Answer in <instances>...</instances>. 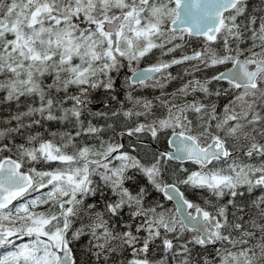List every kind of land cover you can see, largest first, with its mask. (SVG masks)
Segmentation results:
<instances>
[{"label":"snow or ice","instance_id":"snow-or-ice-1","mask_svg":"<svg viewBox=\"0 0 264 264\" xmlns=\"http://www.w3.org/2000/svg\"><path fill=\"white\" fill-rule=\"evenodd\" d=\"M4 107L0 264H264V0H0Z\"/></svg>","mask_w":264,"mask_h":264},{"label":"trees","instance_id":"trees-1","mask_svg":"<svg viewBox=\"0 0 264 264\" xmlns=\"http://www.w3.org/2000/svg\"><path fill=\"white\" fill-rule=\"evenodd\" d=\"M257 3V0H250V4L252 5V4H254V3ZM173 71V73L175 74V71H174V69L172 70ZM175 84H176V82H174L173 83V85H171L170 87H169V91H171L174 87H175ZM151 92H152V90H151ZM156 94H158V92L156 93ZM94 95H99V93H94ZM93 107V110H95L96 108H98V107H100V105L99 104H96V105H93L92 106ZM13 108H14V106H13ZM9 109L8 108H6V107H4V108H0V120H2V119H4V118H6L7 117V115L9 114ZM56 125H52L51 126V129L52 130H56ZM37 130H39V131H41V132H43V129H37ZM35 131V130H34ZM17 142H20L19 140L17 141ZM259 193H257V195H258Z\"/></svg>","mask_w":264,"mask_h":264},{"label":"rangeland","instance_id":"rangeland-1","mask_svg":"<svg viewBox=\"0 0 264 264\" xmlns=\"http://www.w3.org/2000/svg\"><path fill=\"white\" fill-rule=\"evenodd\" d=\"M259 3V0H257V3L255 2L254 4H252L253 7H255L256 5H258ZM179 53H177L178 55ZM182 69L181 68H174V71L177 72V71H181ZM143 92L144 95H147L148 98H151L152 96V92H151V89H144V90H141Z\"/></svg>","mask_w":264,"mask_h":264}]
</instances>
